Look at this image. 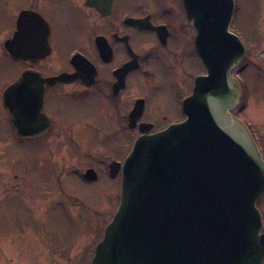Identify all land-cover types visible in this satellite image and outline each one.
Returning <instances> with one entry per match:
<instances>
[{
  "label": "flooded vegetation",
  "instance_id": "flooded-vegetation-1",
  "mask_svg": "<svg viewBox=\"0 0 264 264\" xmlns=\"http://www.w3.org/2000/svg\"><path fill=\"white\" fill-rule=\"evenodd\" d=\"M162 2L0 0V14L6 21L5 30L0 31V53L15 60L6 44L14 48L11 42L19 32L21 59L15 61L22 65L0 93L5 113L0 114V121L15 140L44 150L39 160L46 161L39 163L43 170L37 168L41 176L30 169L17 176L8 165L5 175L13 190L5 189L2 197L19 195L35 222L46 219L48 207L62 195V181L70 174L88 184L97 183L102 176L116 181L119 187L110 195L114 202L102 201L100 208L104 213L114 208L115 214L122 167L136 140L186 120L183 101L192 94L196 77L206 75V70L197 56L196 30L187 22L183 0ZM258 25L257 38L244 45L241 64L245 63V72L252 68L264 79V58L259 59L264 56V6ZM190 62H199L202 72L193 73ZM154 64L162 65L163 72L170 75L164 87L151 68ZM241 87L244 105L231 111L234 118L248 108L246 90L243 84ZM165 91L170 94L167 101ZM261 105L257 123L249 116L240 118L264 162ZM90 131L116 138L114 147L102 155L80 151L76 137ZM0 152V164L13 161L4 150ZM115 152L124 154L115 156ZM38 227L26 225L16 229L18 232L8 228L0 232V246L5 247H0V264H90L105 230L98 241L85 237L84 244L70 248L46 246Z\"/></svg>",
  "mask_w": 264,
  "mask_h": 264
},
{
  "label": "water",
  "instance_id": "water-1",
  "mask_svg": "<svg viewBox=\"0 0 264 264\" xmlns=\"http://www.w3.org/2000/svg\"><path fill=\"white\" fill-rule=\"evenodd\" d=\"M183 5L206 75L183 101L185 121L136 140L122 167L118 209L90 264L264 263L257 207L264 162L245 124L231 116L241 97L231 71L246 54L230 31L235 1ZM11 43L20 60L19 32Z\"/></svg>",
  "mask_w": 264,
  "mask_h": 264
},
{
  "label": "rangeland",
  "instance_id": "rangeland-1",
  "mask_svg": "<svg viewBox=\"0 0 264 264\" xmlns=\"http://www.w3.org/2000/svg\"><path fill=\"white\" fill-rule=\"evenodd\" d=\"M163 1V4L165 2L174 3V0ZM234 1L235 10L230 30L239 37L244 45L248 46L259 34L258 20L262 6H264V0ZM0 19V31H2L6 28L5 15L0 14ZM172 45L174 46L175 43ZM263 58V55L259 57V59ZM188 66L193 73L202 72L203 70L199 62H190ZM21 68L20 62L8 58L4 53H0V93L2 88L19 74ZM151 68L157 74L161 86H166L170 75H167L166 71L163 72V66L154 64ZM245 69L246 65L244 63L232 71V74L237 77L240 84H243L246 90V100H248V108L244 112L242 111L240 117L246 118L249 116L253 119V122L257 123L263 107L261 104H264V79L259 78L255 74L254 69H248L246 72ZM186 87H189V85H185ZM169 97L170 94L165 91L163 99L167 101ZM243 105L244 100L241 97L239 108L241 109ZM3 111L0 103L1 115L5 114ZM240 117L237 116L238 119L243 121ZM14 138V135L8 132L6 124L1 120L0 139L2 142L0 143V150H4L13 161L8 163L4 161V165L0 164V232H4L5 228H8L9 230L7 231L10 232H18L16 229L19 227L33 225L39 226L37 230L43 235L42 242L46 246L54 244L55 246L73 248L76 244H84L83 242L86 241L85 237L87 241H98L106 225L112 220L115 211L114 208H109L104 213L100 210L101 203L102 201L106 203L114 202L111 200L110 195L115 192L119 184L107 176H102L94 184L83 183L70 174L66 180L62 181V195L48 207L46 219L42 223H37L31 218V214L24 206L22 200L17 197L19 195L2 197V194H5V189L11 192L13 190L10 184L12 181L10 182L7 179V175H5L8 165L17 176L22 171H27V169L35 170V174L41 176L42 172L37 168L42 169L39 163L45 164L46 162L44 159L39 160V157L45 155L44 150H36L33 147L35 144L22 143L17 138L16 140ZM76 139L81 146L80 151L89 154L99 151L100 155L108 153L117 140L116 138L95 134L92 131L87 132L86 135H78ZM123 154L124 152H119V154L115 152V156H123ZM0 159V161H3L2 158ZM46 172L49 173L51 171ZM14 182L19 183V180H14ZM257 206L264 213V194L258 200ZM90 209L92 210L91 212H89ZM0 247L5 248L4 245Z\"/></svg>",
  "mask_w": 264,
  "mask_h": 264
},
{
  "label": "trees",
  "instance_id": "trees-1",
  "mask_svg": "<svg viewBox=\"0 0 264 264\" xmlns=\"http://www.w3.org/2000/svg\"><path fill=\"white\" fill-rule=\"evenodd\" d=\"M243 108V107H242Z\"/></svg>",
  "mask_w": 264,
  "mask_h": 264
}]
</instances>
